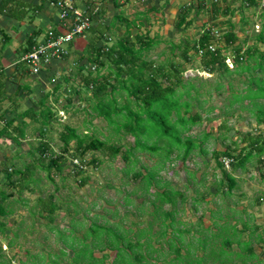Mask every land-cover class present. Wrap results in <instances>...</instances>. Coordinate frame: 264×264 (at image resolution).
<instances>
[{
    "label": "rangeland",
    "instance_id": "obj_1",
    "mask_svg": "<svg viewBox=\"0 0 264 264\" xmlns=\"http://www.w3.org/2000/svg\"><path fill=\"white\" fill-rule=\"evenodd\" d=\"M262 10L261 7L245 6L234 17V31L238 34L237 43L241 45L242 51L246 46L255 44L253 36L259 32L262 27V19L264 20L261 16ZM199 18V22L181 28L175 26L174 22L177 21V18H174L176 19L174 21L171 17L167 19V22L164 21L160 27L154 25L150 34L160 40L153 48L146 51L144 56L147 59H153L156 63L166 58H172L181 65L180 75L184 82L191 81L199 86L201 82L205 81L206 84L199 87V90L204 92L206 89L212 88L210 83L217 77L216 73L202 70L199 53L192 49L188 51L189 61L180 56L183 44L187 41L192 42L200 34L203 28L201 22L203 18H208V14L205 15L201 12ZM220 27L217 30L219 36H216L215 44L224 46V53L228 56L226 62L229 67H232L233 51L229 46L225 48L222 37L228 28L227 25ZM89 66L91 69L92 66ZM106 71V68L101 69V72ZM253 72L262 74L259 69L253 70ZM246 75L247 73L231 75L234 86L239 89L245 87ZM221 80L224 84L227 82L226 78ZM71 84L66 91L56 94L55 99L54 97L47 99L55 113L50 119L49 125L41 128L40 124L32 122V139L26 142L32 146L36 145L31 149L36 148L39 144L38 131L42 129L45 135L50 138L53 151L57 154L63 153L65 158L61 161L60 170H56L54 167L49 170L54 181L48 178L47 172L43 168L37 166L29 179L30 188L18 191L7 186L6 189L14 192V196L9 203L7 202L12 213L1 217L5 227L4 233H0L2 245L0 264H56L52 263V259H56L59 264H70L73 253L62 239H68L69 244H72L74 238L71 228L75 226L77 236L82 238L92 222L111 225L117 231L125 228L128 238L117 242V245L125 248L126 253L137 251L135 256L138 257V251L144 253L141 262L139 259L135 260L131 257L130 260L134 264H163L169 258L173 259L176 253L171 250L167 251V243L164 241L170 232V227H166L167 235H161L164 227L160 218H154L151 212L154 210L155 204L160 202L158 199H155L154 203L151 202V199L155 197L153 192L166 187L152 184L146 191L141 181L133 178L132 172L125 173L124 168L127 161L123 158L122 153L124 149L133 144V136L125 132L123 128L116 130L114 124H109L104 118L94 116L86 99L90 91L79 83L77 85L76 80ZM77 86H79L78 90H76ZM228 93L229 90L224 87L219 92L212 90L210 95L200 96V98L208 99L204 104L206 108L214 109L200 112L203 117L202 121L192 125L189 132L185 133L190 134L199 144L185 160L176 156V151L172 152L170 158L164 161L156 154L139 149H135L130 156L137 158L135 167L143 173L148 167L158 168L157 176L160 178L161 185L166 181L169 187L185 193L186 200L183 203L177 201L179 208L177 218L182 221V224L177 223L176 225L191 227V233L185 234V241L192 242L191 253L194 252L195 255L183 256L180 264H223L220 261H214L215 258V260L224 259L225 264H264V239L253 235L245 236L239 226L246 222L244 215H246L245 208H248V203L257 197L264 187V179L260 176V172L264 170V163L259 164L258 158L252 157L251 161L246 163L248 170L245 168L233 171L237 177L238 186L232 190L231 195H224L220 191L222 186L218 183L221 178V169L216 165L211 153L213 149H224L227 144L232 147L237 144L243 145L240 138L246 132L256 133L258 129L264 128V124L256 122L253 114L245 109H239L238 103L231 106V108L235 107L233 114H226V116L222 110L225 109L224 106L228 102L226 99ZM118 98L121 102L125 101V94L122 92V96ZM132 107L136 108L135 102H132ZM117 119L120 121L121 117ZM224 119H227V126L231 127L228 131L229 135L225 129H218ZM65 124L75 126L84 133H93L108 143L116 146L121 145L122 148L115 156H111L109 152L103 150H87L82 156L76 157L74 156L75 145L71 142L69 150L64 152L59 134L64 130ZM34 128L36 129L34 130ZM203 131H210L211 135L204 139ZM233 141L236 142V145L233 144ZM202 148L206 149V153L201 152ZM38 156V152L22 157L18 156L16 164L22 165ZM94 160H97V163ZM154 166L155 168H153ZM224 166L230 170L229 165L224 163ZM189 171L193 173V179L189 177ZM83 178H86L85 182L81 183ZM50 193L54 194L52 200L56 202V209L49 216L40 209L37 199L39 196L47 198ZM203 196L205 199H202ZM195 199L197 201L194 204L192 201ZM161 207L168 209L170 204L165 202ZM254 208L251 207V210L255 212ZM243 209H245L244 214ZM260 212L263 215L264 209L256 211L257 214ZM232 218L236 223H239L238 227L232 223ZM199 220H202L205 225L213 227V231H211L213 236L219 228L217 233L220 234L221 231V235L216 240H230L231 244L226 246L223 251L215 252L214 249H210L207 255H203L202 249L197 245L199 233L195 228L198 225L195 223H198ZM167 221L168 219H164V222ZM222 223H225L223 227ZM94 226L95 224L92 227ZM55 228L61 231H56ZM93 232L92 229H89L85 235H92ZM97 232L100 231L97 230ZM58 233L62 235V239ZM142 234H149L150 239L147 240L146 236ZM110 235V240H115V234L110 233ZM124 235L122 238L125 237ZM191 235L192 237H190ZM91 240L90 236L86 239V241ZM127 241L132 244L131 248L128 247ZM160 245H163V254L158 255L157 252H152V247ZM83 247L86 250L84 245ZM250 248L254 250V253L250 251ZM61 251L64 253L61 254ZM94 252L98 257L106 254L103 264H110L115 258L116 250L103 246L101 249L95 247ZM184 252H186L185 246L182 247L180 254H184ZM196 254L200 255L202 259ZM125 262L128 263V261ZM125 262L123 259L119 260L120 264Z\"/></svg>",
    "mask_w": 264,
    "mask_h": 264
},
{
    "label": "trees",
    "instance_id": "obj_2",
    "mask_svg": "<svg viewBox=\"0 0 264 264\" xmlns=\"http://www.w3.org/2000/svg\"><path fill=\"white\" fill-rule=\"evenodd\" d=\"M247 2L248 5L255 4V0H248ZM4 10L7 13H12L11 10L6 9V2L2 0L0 1V12ZM190 10L191 7L189 5L181 8L176 22L177 28L191 24L192 20L188 19ZM219 10L221 8L216 2L210 4L207 10L208 23L205 22L203 24L200 34L192 42L187 41L183 44V49L180 52V56L186 61H189L190 55L188 51L190 49L195 52L202 50L199 54L201 69L208 73H216L217 77L210 83L212 88L206 89L204 92H201L199 87L205 85V81L201 82L199 86H196L191 81L184 82L180 75L181 65L172 58H166L156 63L153 59H147L144 56V53L158 44L160 40V38L151 36L147 32L136 33L133 40L129 39V35L126 34L111 45H97V40H93L92 43L90 42L88 44L87 52V61L92 68L88 69L86 73L80 71V85L90 91L86 99L89 102V109L93 115L104 118L109 124H114L116 130L123 128L125 132L133 136V144L124 149L122 153L123 158L127 161L124 168L125 173L132 172L133 178L139 179L146 191H148L152 184L166 187L163 190L154 191L155 197L151 199L152 203H154L155 199L160 201L155 204L154 210L151 212L154 218H160L161 224L164 227L161 235H167L166 227H170V232L164 241L167 243V251L170 252L171 250L176 253L173 259L169 258L163 264H180L183 256L195 255L194 252L191 253L192 242L189 240L185 241V234L191 233V227H179L176 225L177 223L182 224V221L177 218L179 212L177 201L179 200L183 203L186 200V196L184 191L169 187L166 181L161 185L160 178L157 176L158 168H155V166L153 167L155 169H152V167L146 168V172L144 173L136 168L135 163L137 158L130 157L133 151L135 149L145 150L158 155L163 161L170 158L172 152L176 151V156L185 160L189 157L193 149L199 146L190 134L185 133L189 132L192 125L202 121L203 117L200 112L214 109L211 107L206 108L204 104L208 99L200 98V96L204 94L210 95L212 90L219 92L224 87H227L229 90L228 96L226 97L228 102L224 106L225 109L222 110L225 115L233 114L235 107L231 108V106L238 103L239 109L249 111L254 115L257 123L264 124V20L259 32L253 36L255 44L246 46L245 50L242 51L241 45L237 43L239 37L234 31V24L230 18H227L223 23L217 20L220 14L227 16L229 9L225 8V11L221 10V12ZM94 14L96 13H89L91 17ZM261 16L264 18V8ZM221 23H225L228 28L224 31L222 37L225 48L229 46L233 51L232 67H229L226 62L228 56L224 53V46L215 44L216 35L214 34V28ZM217 41L219 40L217 39ZM36 43L35 36H31L28 39L27 47L24 49V54ZM210 45H213V49L210 48ZM21 63L27 65L24 60ZM104 68L107 71L101 72V69ZM257 69L261 70L262 74L253 72V70L255 71ZM243 73H247L245 78L246 85L239 89L234 86L232 81L233 76L231 75H242ZM222 78L227 79L225 84L221 80ZM1 90L2 86L0 83V93ZM122 92L125 94V101L123 102L118 98L122 96ZM46 101L47 97L41 100V108L37 112L41 117V128L49 125L50 119L55 114ZM132 102H135L136 108L132 107ZM31 112L36 115L33 110ZM26 113L31 114L30 111ZM118 117H121L120 121L117 119ZM226 120L224 119L222 121L218 129H225L228 134L231 127L227 126ZM20 130L21 132L18 133V136H23V129L21 128ZM3 132L0 134H3ZM40 132L44 133L42 129ZM210 135V131H203L204 139H207ZM12 138L14 142L19 143L17 137L12 136ZM59 140L61 141L64 152L69 150L70 144L73 142L75 145L74 156L76 157L78 155L82 156L87 150H103L109 152L111 156H115L122 148L121 145L116 146L108 143L93 133H84L79 131L77 127L69 124L64 125V130L59 134ZM240 141H242L243 145H236V142L233 141V144L236 146L232 147L230 144H227L224 149H213L211 152L216 161V165L221 169V178L218 180V183L222 186L220 191L224 195H231L232 190L237 186V180L233 171H236L238 168H244L251 157L258 158L257 162L259 163L264 162V157H262L264 155V128L258 129L256 133L246 132L240 138ZM200 150L202 153H206V149L202 148ZM35 152H38L39 156L27 162L24 165V169L21 167L10 168L9 165H5L3 169L7 183L17 188L18 191L30 188L29 179L32 177L37 166L47 172V176L51 181H54L49 171L51 167H54L56 170L61 169V161L65 157L63 153L57 154L53 151L48 139H40L39 144L31 151V154ZM224 157L230 159V170L224 166L222 160ZM94 161L97 163V160ZM188 173L189 177L193 179V173L191 171ZM16 175L20 178L17 183L12 180ZM85 179H81V183H84ZM9 196L10 193L0 188L1 234L4 233L5 227L1 217L12 213V209L5 202ZM53 196L54 194L50 193L47 198L39 196L37 199L38 204H40V209L45 211L49 216L56 209V202L52 200ZM196 201L195 199L192 202L195 204ZM165 202L170 204L168 209L161 207L162 203ZM164 219H168V221L164 222ZM93 224H95V228L92 227ZM195 224H198L195 228L199 233L197 245L202 249L203 255H207L210 249H214L215 252L218 250L223 251L226 246L231 244L230 240H216L221 235V231L220 234L217 233L219 228L214 232L213 236L211 232L213 231V227L211 225H205L202 220H199ZM224 224L222 223V227ZM193 226L195 225L193 224ZM52 228L54 229V227ZM52 228L50 229L53 230ZM88 228L94 231L93 234L85 235L89 230L87 229V232L81 238L77 236L76 227L73 226L71 228L74 238L72 244H69L70 241L68 239L64 238L65 240H63L62 235L58 233L63 243L72 250L73 256L70 264H103L106 254L98 257L94 252L95 247L101 249L103 246L116 250L115 258L110 264H120V259H123L124 262L128 261V263L125 262L124 264H134L130 260L131 257L135 260L136 258L139 259L140 262L144 257V253L140 251H138V257L137 255L135 256L137 251L126 253L125 248L117 245V242L128 238L125 228L117 231L111 225L97 224L94 222ZM55 229L56 231H61L57 228ZM97 230L100 232H97ZM110 233L115 234V240H110ZM123 234H125L124 238H122ZM142 235H145L147 240L150 239L149 234ZM89 236L92 240L86 241ZM137 242L139 244V241ZM127 243L128 247L131 248L132 244L129 241ZM82 244L86 247V250H84L85 248ZM183 246H185L186 252L180 254ZM162 248L163 245L152 247V252H157L158 255L163 254ZM251 248L250 251L253 252L254 250ZM1 250L2 245L0 243V252ZM62 253L64 252L61 251ZM132 253L134 254L132 255ZM196 256L201 258L200 255L196 254ZM215 259L214 261H220L225 264L224 259ZM52 263L59 264L56 259H52Z\"/></svg>",
    "mask_w": 264,
    "mask_h": 264
},
{
    "label": "crops",
    "instance_id": "obj_3",
    "mask_svg": "<svg viewBox=\"0 0 264 264\" xmlns=\"http://www.w3.org/2000/svg\"><path fill=\"white\" fill-rule=\"evenodd\" d=\"M4 1L6 9L13 13H7L6 10L0 12V83L2 86L0 133L5 130L3 134H0V188L10 193L6 203L13 198L14 192L6 189L11 185L7 183L3 171L5 165H9L10 168H25L26 163L18 166L16 159L18 156L31 155L33 150L31 148L36 146L26 142L32 139V122L37 124L41 122V117L37 114L41 108V100L45 97L55 99L56 94L66 91L72 85V81L76 80L77 85L78 83L80 85L81 72L86 73L90 69L87 61L90 42L96 39L97 45H111L126 34L132 40L136 33L147 32L151 35L150 32L154 25L160 27L164 21L167 22L169 17L174 21L176 20L174 18L178 20L180 10L185 5L191 7L188 15V19L192 20L191 23L199 22L201 12L208 14L207 10L212 2H216L221 10L229 9L227 16L220 14L218 17L217 20L222 23L230 18L234 24V17L241 12L242 7L264 8V0H255V4L252 5H248V0H74L76 7L89 17L90 26L67 43V51L63 56L54 57L42 67L40 72L33 73L27 65L21 63L28 39L35 36L37 42L44 41L46 32L50 28L60 32L65 31L67 26L60 16V7L52 0ZM95 5L98 6L97 10H94ZM89 13L96 14L91 17ZM207 21L208 18H203L202 27L205 22L208 23ZM176 22H174L175 26ZM222 23L214 29L219 30L220 26L225 25ZM82 67L84 68L81 69ZM78 88L79 86L76 90ZM31 110L36 115L32 114ZM27 111L31 114H27ZM21 128L24 135L18 136ZM40 131L41 129L38 131V139H50ZM12 136L17 137L19 143L14 142ZM51 146L53 147L52 144ZM245 168L248 170L247 164L244 168L238 169ZM234 176L237 180L236 175ZM260 176L264 179V170L260 172ZM18 179H20L18 175L12 178L15 183ZM251 207H255V212L251 210ZM245 209L244 221L246 222L239 225L240 229L245 236L253 235L264 239V214L256 213L257 210L264 209V187ZM245 209H243V214ZM232 223L238 227L239 223H236L234 218H232Z\"/></svg>",
    "mask_w": 264,
    "mask_h": 264
},
{
    "label": "built area",
    "instance_id": "obj_4",
    "mask_svg": "<svg viewBox=\"0 0 264 264\" xmlns=\"http://www.w3.org/2000/svg\"><path fill=\"white\" fill-rule=\"evenodd\" d=\"M52 2L60 7V16L64 19L67 29L63 32L53 28L48 29L44 41L34 44L22 56L21 59L27 63L33 73L40 72L42 67L54 57L66 53L67 43L90 26L89 17L76 7L74 0H52ZM97 9L98 6L95 5L94 10ZM214 34L219 36L217 30H214ZM210 48L213 49V45H210ZM201 51L199 50L198 53L200 54ZM222 160L225 165H229L230 159L228 157H224Z\"/></svg>",
    "mask_w": 264,
    "mask_h": 264
},
{
    "label": "water",
    "instance_id": "obj_5",
    "mask_svg": "<svg viewBox=\"0 0 264 264\" xmlns=\"http://www.w3.org/2000/svg\"><path fill=\"white\" fill-rule=\"evenodd\" d=\"M232 131V130H231Z\"/></svg>",
    "mask_w": 264,
    "mask_h": 264
}]
</instances>
